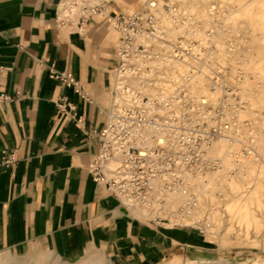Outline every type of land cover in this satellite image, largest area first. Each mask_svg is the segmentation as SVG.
Masks as SVG:
<instances>
[{"label": "crops", "instance_id": "crops-1", "mask_svg": "<svg viewBox=\"0 0 264 264\" xmlns=\"http://www.w3.org/2000/svg\"><path fill=\"white\" fill-rule=\"evenodd\" d=\"M138 2L110 0L105 16L80 28L59 23L61 0H0V254L73 263L100 252L111 264H179L204 250L201 234L142 219L89 172L118 66L108 16ZM53 72L71 74L88 98ZM11 154L16 162L4 164Z\"/></svg>", "mask_w": 264, "mask_h": 264}, {"label": "built area", "instance_id": "built-area-1", "mask_svg": "<svg viewBox=\"0 0 264 264\" xmlns=\"http://www.w3.org/2000/svg\"><path fill=\"white\" fill-rule=\"evenodd\" d=\"M109 2L61 0L58 21L81 28L105 16ZM179 3L146 0L139 10L108 16L118 35V66L107 122L98 135L99 153L89 166L94 183L127 210H145L148 221L167 225L169 218L151 213L164 210L170 195L188 194L191 179L212 173L207 151L221 133L220 127L211 133L206 129V97L192 89L200 81H218L221 47L216 33L184 31L173 38L160 26L161 10L171 14ZM228 47L233 51V45ZM51 78L88 98L71 74L53 72ZM67 106L59 104L65 113ZM14 162L11 154L4 164Z\"/></svg>", "mask_w": 264, "mask_h": 264}, {"label": "rangeland", "instance_id": "rangeland-1", "mask_svg": "<svg viewBox=\"0 0 264 264\" xmlns=\"http://www.w3.org/2000/svg\"><path fill=\"white\" fill-rule=\"evenodd\" d=\"M145 1L146 0H139L135 7L128 8L127 11L139 10L142 3ZM181 1L183 0H180V2ZM249 2L250 0H242V2H237L236 0H208V3L212 4V7L215 9L216 16H213L210 19L204 33L217 34L220 30V32H222V37L225 39L224 49L228 51L227 49H231L228 45H233V51L236 52L239 49L238 54L240 59H237L235 62L219 59L221 67L217 70V73L219 72L220 74L218 81L213 82V84L207 83L206 86H204L207 104L205 105L203 123L210 133L215 128L220 127L221 129L220 137L215 139L213 144L226 138L227 134H224L225 131L230 132L227 137L230 138L231 142H233V140L238 141L237 148L231 151V158L235 163L244 161L245 164L255 166L253 172L251 171V177L243 179L242 186L236 191L227 192V195L215 192L216 195L214 193L215 199L213 202L214 207L220 212L225 209L227 213H231L236 219L233 224L238 227V216L235 214L236 211L233 207L237 205V208H240V206H242V203L239 204L240 199L248 196L249 194L247 192L252 193L256 189V185L260 184L259 190H261V193L263 194L261 196L259 195L263 202L261 208H259L256 203H253L251 206L253 213L261 222H263V230L255 235L251 229L249 240L245 242H239L237 244L233 242L224 243L219 232L210 234L203 226L192 227L171 224V221L167 219L169 226L177 225L189 228L201 234L205 240L204 250H199L197 253L196 251L192 252L183 260L175 261L179 262V264H264V144L260 142L261 137L264 135V104H258L255 107H252L250 100L244 98L245 91L243 82L246 80L245 76L247 73L243 69L244 63H242L244 61L242 57H245L246 54L253 51V39L262 37L263 32H252L249 30L245 18L237 20V24H235V22L229 17L231 13H236L241 6L249 4ZM195 18L194 15L191 16V19H193L194 22H197L195 28L204 31V26L201 23H198L199 20H195ZM220 42H222V40H219V43ZM253 90H255V88ZM190 107L193 108L192 104H190ZM190 122H192V119ZM212 146L213 145L209 148ZM208 159L213 161L212 163L215 166L212 173L216 172L221 164L220 158L209 156ZM137 212H135V215L147 221L150 220ZM250 212L251 211H249V214ZM227 215L228 214H225L224 212L222 214L225 221L228 219ZM255 240H257L258 243L252 244ZM0 264L111 263L100 252L90 253L83 259L73 263L60 262L53 258L49 253L41 252L31 257H17L11 253H2L0 254Z\"/></svg>", "mask_w": 264, "mask_h": 264}, {"label": "bare ground", "instance_id": "bare-ground-1", "mask_svg": "<svg viewBox=\"0 0 264 264\" xmlns=\"http://www.w3.org/2000/svg\"><path fill=\"white\" fill-rule=\"evenodd\" d=\"M236 1L242 2V0ZM192 15L196 17L195 20H199L198 23L204 26L205 31L210 19L216 16V11L212 7V4L208 3V0H183L179 3L176 12L167 14L161 10L159 17L161 18L160 26L166 28L173 38L182 34L185 30H198L195 28L197 22L191 19ZM229 17L235 24H237V20L245 18L249 30L252 32H263L262 37L253 39V51L242 57L244 59L242 63H244L243 69L247 73L245 76L246 80L243 82L244 98L250 100L252 107L264 104V0H250L249 4L241 6L236 13H231ZM215 39L218 43L219 40H222L219 43L221 47L220 60L235 62L237 59H240L238 54L239 49L236 52L224 49L225 39L222 37L220 30L216 34ZM207 83V80L194 83L192 89L198 95H205L204 86ZM254 88L255 90H253ZM260 140L264 144V135ZM237 142V140L231 142L230 138L226 137L213 144L208 149V156L220 158L221 164L219 169L203 177L191 179L188 194L170 195L165 209L151 214L157 217L169 218L171 224L192 227L203 226L210 234L219 232L224 243L233 242L237 244L249 240L251 229L255 235L262 232L263 222L253 213L251 206L253 203H256L261 208L263 202L260 196L263 194L259 190L260 184L256 185V189L252 193L247 192L249 195L240 199L239 204L242 203L240 208H237V205L233 207L236 211L235 214L238 216V227L233 224L236 219L231 213H227L225 209L220 212L213 205L215 192L227 195L230 191H236L242 186V180L251 177L250 174L255 169L254 165L245 164L244 161L235 163L232 160L231 151L237 148ZM249 211H251L250 214ZM138 212L145 217H149V213L145 210H138ZM223 212L228 214L226 221L222 217ZM257 243V240L252 242V244Z\"/></svg>", "mask_w": 264, "mask_h": 264}]
</instances>
